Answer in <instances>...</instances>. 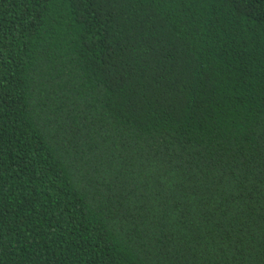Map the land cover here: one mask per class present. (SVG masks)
Instances as JSON below:
<instances>
[{
  "label": "trees",
  "instance_id": "16d2710c",
  "mask_svg": "<svg viewBox=\"0 0 264 264\" xmlns=\"http://www.w3.org/2000/svg\"><path fill=\"white\" fill-rule=\"evenodd\" d=\"M0 264H264V0H0Z\"/></svg>",
  "mask_w": 264,
  "mask_h": 264
}]
</instances>
